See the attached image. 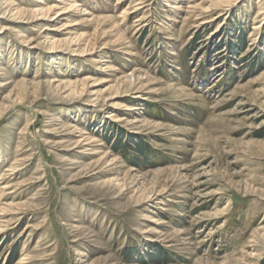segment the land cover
I'll use <instances>...</instances> for the list:
<instances>
[{"label": "rangeland", "instance_id": "1", "mask_svg": "<svg viewBox=\"0 0 264 264\" xmlns=\"http://www.w3.org/2000/svg\"><path fill=\"white\" fill-rule=\"evenodd\" d=\"M0 264H264V0H0Z\"/></svg>", "mask_w": 264, "mask_h": 264}, {"label": "trees", "instance_id": "2", "mask_svg": "<svg viewBox=\"0 0 264 264\" xmlns=\"http://www.w3.org/2000/svg\"><path fill=\"white\" fill-rule=\"evenodd\" d=\"M137 146H138V147H137V150H138V151H142L144 145L140 144V145H137Z\"/></svg>", "mask_w": 264, "mask_h": 264}, {"label": "bare ground", "instance_id": "3", "mask_svg": "<svg viewBox=\"0 0 264 264\" xmlns=\"http://www.w3.org/2000/svg\"><path fill=\"white\" fill-rule=\"evenodd\" d=\"M57 15H59V14H57Z\"/></svg>", "mask_w": 264, "mask_h": 264}]
</instances>
